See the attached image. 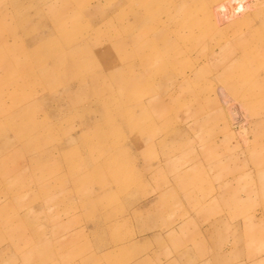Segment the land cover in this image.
<instances>
[{"label":"rangeland","instance_id":"obj_1","mask_svg":"<svg viewBox=\"0 0 264 264\" xmlns=\"http://www.w3.org/2000/svg\"><path fill=\"white\" fill-rule=\"evenodd\" d=\"M0 264H264V0H0Z\"/></svg>","mask_w":264,"mask_h":264},{"label":"bare ground","instance_id":"obj_2","mask_svg":"<svg viewBox=\"0 0 264 264\" xmlns=\"http://www.w3.org/2000/svg\"><path fill=\"white\" fill-rule=\"evenodd\" d=\"M43 1H44V0H43ZM44 16H45V15H44ZM167 30H168V29H167ZM170 30H171V29H170ZM185 30H186V29H185ZM189 32H190V31H189ZM220 32H222V31H220ZM220 32H219V33H220ZM144 33H145V32H143V33L139 34L138 36H136V37H135V40H136V41L141 40V39L144 37V36H143ZM174 33H176V32H174ZM190 33H191V32H190ZM173 35H174V34H173ZM191 35H192V34H191ZM191 35H189V36H191ZM216 35H217V34H216ZM134 36H135V35H134ZM179 36H180V35H179ZM198 36H199V34H198ZM168 37H170V36H168ZM175 38H176V37H175ZM182 38H185V36L182 37ZM188 38H190V37H188ZM188 38H186V39H188ZM180 39H181V37H180ZM180 39H179V41H180ZM217 39H218V38H217ZM223 39H224V38H223ZM165 40H167V38H166ZM176 40H177V39H176ZM197 40H198V39H197ZM4 41H5V40H4ZM141 41H142V40H141ZM167 41H168V40H167ZM167 41H166V42H167ZM217 41H218V40H217ZM138 42H139V41H138ZM186 42H187V41H186ZM186 42H185V43H186ZM188 42H189V41H188ZM174 43H175V42H174ZM174 43H173V44H174ZM207 43H208V42H207ZM139 44H140V43H139ZM163 44H164V43H163ZM163 44H162V45H163ZM173 44H172V45H173ZM186 44H187V43H186ZM188 44H189V43H188ZM190 44H191V43H190ZM214 44H215V43H214ZM146 45L148 46L149 44H148V43H145V44H143V45L140 44L141 47H142V46H146ZM172 45H171V46H172ZM195 45H196V44H195ZM222 45H223V44H222ZM174 46H175V45H174ZM189 46H190V45H189ZM193 46H194V45H193ZM164 47H165V46H164ZM185 47H186V46H185ZM205 47H206V46H205ZM225 47H226V46H225ZM172 48H173V47H172ZM194 48H195V46H194ZM170 49H171V48H170ZM195 49H196V48H195ZM197 51H199V50H197ZM197 51H196V52H197ZM211 51H212V50H211ZM165 53H166V52H165ZM200 53H201V51H200ZM156 55H157V54H156ZM134 56H135V55H134ZM134 56H133V58H134ZM136 56H137V55H136ZM144 56H145V57H144L145 60H142V62H143V66L145 65L147 68L152 67L151 64L153 63V61L148 60L149 58L152 57L151 54H145ZM194 56H195V55H194ZM197 56H198V55H197ZM162 57H163V58H162ZM162 57H160V60H163V59H164V56H162ZM187 57H189V56H187ZM138 58H139V57H138ZM152 58H153V57H152ZM166 58H167V57H166ZM175 58H176V57H175ZM152 60H153V59H152ZM164 60H165V59H164ZM134 61H137V60H134ZM132 62H133V61H132ZM139 62H140V60H139ZM162 62H163V65H162V68H161V69L165 70L166 67H167V65H169V62H168V61H162ZM181 62H182V61H181ZM186 62H187V61H186ZM208 62H209V61H208ZM184 63H185V62H184ZM177 64H179V63H177ZM195 64H196V63H195ZM202 64H203V62H202ZM160 66H161V64L159 65V67H160ZM177 66H178V65H177ZM180 66H182V65H180ZM197 66H198V65H197ZM135 68H136V66H135ZM142 68H143V67H142ZM202 68H203V67H202ZM176 69H177V68H176ZM178 69H180V68H178ZM178 69H177V70H178ZM196 69H198V68H196ZM199 69H200V68H199ZM138 70H139V69H138ZM154 70H155V69H154ZM155 71H156V70H155ZM191 71H192V70H191ZM200 71H201V70H200ZM156 72H157V71H156ZM188 72H189V71H188ZM134 73H136V72H134ZM137 73H138V72H137ZM153 73H155V72H153ZM153 73H152V74H153ZM176 73H177V72H176ZM189 73H190V72H189ZM160 74H163L162 70H161ZM179 74H180V73H179ZM182 74H183V71H182ZM177 75H178V74H177ZM180 75H181V74H180ZM189 75H190V74H189ZM189 75H184L183 78H185V79L188 80V78H190ZM135 76H136V75H135ZM143 76H145V75H143ZM149 76H150V75H149ZM149 76H148V77H149ZM151 76H152V75H151ZM155 76H156V75H155ZM206 76H207V75H206ZM133 77H134V76H133ZM152 77H154V76H152ZM172 77H173V76H172ZM134 78H135V77H134ZM158 78H159V76H158ZM194 78H195V77H194ZM205 78H206V77H205ZM156 80H157V79H156ZM173 80H174V79H173ZM189 80H190V79H189ZM202 80H203V79H202ZM170 81H171V80H170ZM211 81H212V80H211ZM176 82H177V81H176ZM178 82H180V81H178ZM203 82H204V81H203ZM133 83H135V82H133ZM139 83H140V82H139ZM150 83H151V81H150ZM172 83H173V82H172ZM207 83H208V82H207ZM178 84H179V83H178ZM149 85H150V84H149ZM149 85H147V87H148ZM188 85H189V84H188ZM174 87H176V86H174ZM197 87H198V86H197ZM199 88H200V87H199ZM201 88H203V87H201ZM152 89H153V87H152ZM192 89H193V88H192ZM192 89H191V90H192ZM203 89H205V88H203ZM173 90H174V89H173ZM194 90H195V88H194ZM148 91H149V90H148ZM148 91H147V92H148ZM178 91H179V90H178ZM184 91H185V90H184ZM209 91H210V90H209ZM167 92H168V91H167ZM188 92H190V91H188ZM157 93H158V92H157ZM196 93H197V92H196ZM202 93H203V92H202ZM202 93H201V94H202ZM154 94H155V93H154ZM154 94H153V95H154ZM160 94H161V93H160ZM192 94H193V93H192ZM201 94H200V95H201ZM166 95H167V93H166ZM178 95H180V93H179ZM185 96H186V95H185ZM188 96H189V95H188ZM193 96H194V95H193ZM164 97H165V96H164ZM191 97H192V96H191ZM158 98H159V97H158ZM181 98H182V97H181ZM150 99H152V98L150 97ZM160 99H161V98H160ZM173 99H174V98H173ZM177 99H178V98H177ZM202 99H203V98H202ZM169 100H170V99H169ZM150 101H151V100H150ZM188 104H189V103H188ZM172 105H173V104H172ZM168 106H169V105H168ZM165 107H166V106H165ZM160 108H161V107H160ZM181 109H182V108H181ZM178 111H179V110H178ZM153 112H154V111H153ZM151 113H152V112H151ZM160 114H162V113H160ZM172 115H173V114H172ZM196 115H197V114H196ZM168 117H169V116H168ZM168 117H167V118H168ZM172 117H174V116H172ZM172 117H171V118H172ZM159 118H160V117H159ZM167 118H165V119H167ZM169 118H170V117H169ZM195 118H196V117H195ZM196 119H197V118H196ZM169 120H170V119H169ZM193 120H194V118H193ZM162 121H163V120H162ZM176 121H177V120H176ZM176 121H174V122H175L174 124H177ZM167 122H168V120H167ZM167 122H165V123H167ZM177 122H178V121H177ZM171 123H172V121H171ZM187 125H188V123H187ZM187 125H186V126H187ZM193 125H194V124H193ZM166 126H167V124H166ZM166 126H165V127H166ZM169 126L171 127V125H169ZM182 126H183V125H182ZM170 127H169V128H170ZM174 127H175V126H174ZM190 127H191V126H190ZM169 128H167V129L169 130ZM188 131H189V130H188ZM167 132H168V131H167ZM188 133H189V132H188ZM196 133H197V132H196ZM198 133H199V132H198ZM198 133H197V134H198ZM159 135H160V134H159ZM163 135H164V134H163ZM189 136H190V134H189ZM195 136H196V135H195ZM157 139H158V138H157ZM159 140H160V139H159ZM159 144H160V142H159ZM160 147H161V146H160ZM200 147H201V146H200ZM198 152H199V151H198ZM160 154H162V153H160ZM165 154H166V153H165ZM177 156H178V155H177ZM217 156H218V155H217ZM228 156H229V155H228ZM175 157H176V156H175ZM218 157H219V156H218ZM161 159H163V157H161ZM166 159H168V158H166ZM214 159H216V157H215ZM227 159H228V158H227ZM229 159H230V158H229ZM231 159H232V158H231ZM163 161H164V160H163ZM163 161H162V162H163ZM210 162H211V161H210ZM198 164H199V163H198ZM200 165H201V164H200ZM200 165H199V167H200ZM163 166H164V165H163ZM204 167H205V166H204ZM164 168H165V167H164ZM212 168H213V167H212ZM186 169H187V168H186ZM190 169H191V168H190ZM199 169H200V168H199ZM184 170H185V169H184ZM201 170H202V169H201ZM204 170H205V168H204ZM204 170H203V171H204ZM203 171H202V172H203ZM203 173H205V172H203ZM208 176H209V174H208ZM208 180H209V179H208ZM200 189H201V188H200ZM220 189H221V188H220ZM215 190H216V189H215ZM220 192H221V191H220ZM220 192H218V193H220ZM224 192H225V191H224ZM211 194H212V193H211ZM214 194H215V193H214ZM218 195H219V194H218ZM227 199H228V198H227ZM212 200H213V199H212ZM212 200H211V201H212ZM198 201H199V200H198ZM198 201H197V202H198ZM206 203H207V200H206ZM209 203H210V202H209ZM113 211H114V210H113ZM107 212H108V211H107ZM111 212H112V211H111ZM105 213H106V212H105ZM114 213H115V212H114ZM111 214H112V213H111ZM111 214H110V215H111ZM116 214H117V213H116ZM110 215H109V216H110ZM110 217H113V216H110ZM115 217H116V216H115ZM100 218H101V217H100ZM103 218H104V217H103ZM103 218H101V219H103ZM116 218H117V217H116ZM103 221H105V220H103ZM106 221H107V220H106ZM103 223H104V222H103ZM103 223H102V224H103ZM96 225H97V223H96ZM94 226H95V225H94ZM102 226H103V225H102ZM96 228H98V227H96ZM99 228H100V227H99ZM99 228H98V229H99ZM62 229H63V228H62ZM105 229H106V228H105ZM95 230H96V229H95ZM100 230H101V229H100ZM102 230H104V228H103ZM52 234H53V233H52Z\"/></svg>","mask_w":264,"mask_h":264}]
</instances>
